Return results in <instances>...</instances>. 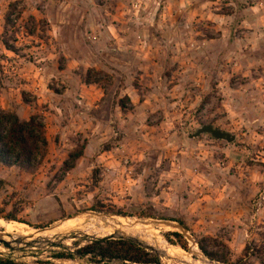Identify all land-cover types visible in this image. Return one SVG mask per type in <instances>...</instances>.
Returning <instances> with one entry per match:
<instances>
[{"label":"rangeland","instance_id":"obj_1","mask_svg":"<svg viewBox=\"0 0 264 264\" xmlns=\"http://www.w3.org/2000/svg\"><path fill=\"white\" fill-rule=\"evenodd\" d=\"M261 9L258 0H0V109L25 121L38 116L48 140L34 173L0 167V221L38 234L27 242L75 236L59 249L0 245V257L122 264L81 251L126 235L157 251L144 250L151 264H220L200 247L229 264H264V32L247 25ZM86 27L112 29L98 59L90 58ZM116 27L134 29L118 32L117 42ZM198 71L206 75L203 90L187 79ZM146 74L154 79L141 80ZM222 77L229 79L224 96ZM92 81L99 88L86 84ZM143 102L173 109L176 120L141 119L135 106ZM203 125L235 141L189 140ZM86 213L182 222L190 240L170 228L119 227ZM80 215L74 227L55 231Z\"/></svg>","mask_w":264,"mask_h":264},{"label":"trees","instance_id":"obj_2","mask_svg":"<svg viewBox=\"0 0 264 264\" xmlns=\"http://www.w3.org/2000/svg\"><path fill=\"white\" fill-rule=\"evenodd\" d=\"M7 50H12L7 47ZM86 84H97L96 81ZM48 154V140L46 129L42 120L36 116H31L28 120H20L15 114H10L0 109V167L16 168L28 174L34 173L42 164ZM82 157V152L69 156L70 164L66 170L74 168V162ZM14 221V219L12 220ZM178 225L186 228L182 222ZM174 238H181L178 233L168 234ZM200 251L210 261L220 264H229L226 259H215L204 248ZM83 256L91 255L98 258L101 263L111 260L128 264H151L152 260L149 255L142 249L134 246L127 241L109 240L93 241L90 245L82 249ZM64 255H58L56 259H63ZM68 257V256H67ZM244 257H247L246 253ZM243 261L240 260V264ZM0 264H21L9 258L0 257Z\"/></svg>","mask_w":264,"mask_h":264},{"label":"water","instance_id":"obj_3","mask_svg":"<svg viewBox=\"0 0 264 264\" xmlns=\"http://www.w3.org/2000/svg\"><path fill=\"white\" fill-rule=\"evenodd\" d=\"M200 136H210L215 141H223L227 144H232L235 141L234 135L227 133V132H224V131H221L220 129H216L210 125L201 126L193 134L188 135V139L189 140L197 139ZM86 215L87 216L93 215V216H97V217L98 216L109 217L106 215L90 214V213H86ZM80 217H82V215L75 217V218H72V220L79 219ZM67 221L68 220L60 222L58 226H61L63 223H65ZM138 222L144 226L153 225L156 227L170 228L172 230H175L177 232L184 234L187 237V239L190 240V237L187 236V230L184 227H182L181 225L175 224L173 222L164 221V220H161V221L160 220H148V221L138 220ZM58 226H55V227H58ZM52 228H54V227H52ZM47 229H51V228H47ZM43 230H46V229H43ZM43 230H40V231H43ZM75 234H78V233L75 232ZM70 236H71V233L63 234V236H61V237L52 238V239H46V238L45 239L44 238L32 239L31 238V241H28V242L24 238H21V239L16 240V241L11 243L9 241L7 242V241L3 240V235L1 232L0 233V245L5 247L6 249L10 250L11 252H22L23 250L36 248L38 246H44V247L50 248V249H54V248L59 249V248L64 247L63 243L66 240L75 239V236H73V237H70ZM7 237L10 238V236H7ZM116 239L121 240V241H127V242L133 244L134 246H136L142 250H148L150 252H154L155 254H157V251L155 249H153L152 247H150L144 241L133 239V238L126 236V235H120L117 237L114 235L113 236H107V237L100 238L97 240L109 241V240H116ZM97 240H95V241H97ZM106 262L112 263L113 261L108 260ZM122 264H128V263L124 262ZM156 264H160V263H156Z\"/></svg>","mask_w":264,"mask_h":264},{"label":"crops","instance_id":"obj_4","mask_svg":"<svg viewBox=\"0 0 264 264\" xmlns=\"http://www.w3.org/2000/svg\"><path fill=\"white\" fill-rule=\"evenodd\" d=\"M258 3L261 6V8H263V9H261L260 18H259L258 21L256 20L254 23L252 22V24L250 22H248L247 25L249 27L252 26L250 28H252L254 30H257V31H259V30L261 31L262 30L264 32V0H258ZM255 9L256 8H251L250 10H255ZM256 26H258V27H256ZM61 28L62 27H57V31H58L59 34L61 33ZM212 28L215 31L216 30H219V31L222 30L221 27H212ZM86 29H88L89 32H90V34H89V36H90L89 38L91 39L90 43L94 45V49L91 51V57L90 58L98 59L102 55L103 39L105 37H107V31L113 37L112 29H111V27H86ZM124 29L125 30H129V29L133 30L134 27H116V32L117 33L115 34L113 39H115L118 42V38H119L118 32H122ZM56 41L58 42V45L60 46V39L56 38ZM203 44H204V42H203ZM80 59L76 60V62L74 63V66L80 67V64H81V60ZM203 60L204 59H202L200 64L203 62ZM228 64H230V63H228ZM199 69H202V67L199 66ZM153 76L154 75L146 74V75L141 77V80H150V79L153 80L154 79ZM205 78H206V75L203 73V71H198L194 78L192 76L187 75V79L195 82L198 90L199 89L203 90V88H204L203 82H204ZM226 80H229V79L228 78H224V77H222V80L221 79H217V83H218L217 84V89H219L218 93H222L223 96H224L223 93H225V89L226 88L228 89ZM88 86H93V87L99 88V87H97L98 85L90 84ZM89 88H91V87H89ZM91 89H94V88H91ZM186 95L187 96H186V98H185V100L183 102L184 104H188L187 101L189 102V100H190V99H188V92L186 93ZM137 104L135 106V110H138V111H140L142 113L141 116H140L141 119L144 116L146 118H152L153 119V118H155V115H158V117L161 119V123L162 124L165 122L163 120L165 118H168V117L170 118L169 120L171 122H174L176 120L174 118L175 116H177L176 111H174L172 113L173 109H169L166 106H162V107L154 106L153 108H151V107H147L146 106L147 102H143L142 104L139 103L138 106H137ZM188 111H189V109H187V110H185L183 112H181V111H178V112H179V114L182 113L181 115L184 116V114H186V112H188ZM181 115H178V117H180ZM169 120L167 119L166 122L167 123H171V122H169Z\"/></svg>","mask_w":264,"mask_h":264},{"label":"bare ground","instance_id":"obj_5","mask_svg":"<svg viewBox=\"0 0 264 264\" xmlns=\"http://www.w3.org/2000/svg\"><path fill=\"white\" fill-rule=\"evenodd\" d=\"M92 217V216H91ZM86 218V217H85ZM84 219V218H83ZM82 219V220H83ZM77 220V219H76ZM76 220H70V221H67L65 223H63L61 226H58L55 228V231L59 232L63 229H66V228H70L71 226H73V222H75ZM94 220L97 222V221H104L106 222L108 225H118L119 227H126V226H134V227H139L141 224H136V223H133L134 221H129V219H120V218H114V217H102V216H95L94 217ZM131 220V219H130ZM78 221V220H77ZM93 221V220H92ZM105 223V224H106ZM139 223V222H138ZM108 227V226H107ZM141 227V226H140ZM54 229V228H53ZM0 230H3L4 234L3 235V240L7 241L8 242V237L7 236H10L9 240L10 242H14L20 238H23V237H28L30 235H38L36 234L35 231H33L32 229L24 226V225H19V224H8V223H5V222H2L0 221ZM52 231V230H51ZM126 232V231H125ZM35 233V234H34ZM39 233V232H38ZM6 235V236H5ZM43 235V233H42ZM45 235V234H44ZM32 238V237H31ZM37 238V237H36ZM41 238H44V237H39L37 239H41ZM47 239V238H46ZM49 239V238H48ZM134 239V238H133ZM196 252V251H195Z\"/></svg>","mask_w":264,"mask_h":264}]
</instances>
